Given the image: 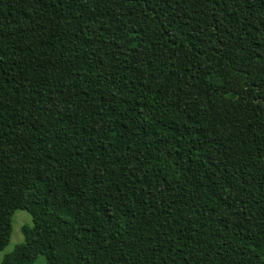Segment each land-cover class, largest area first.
I'll return each instance as SVG.
<instances>
[{
    "label": "trees",
    "instance_id": "trees-1",
    "mask_svg": "<svg viewBox=\"0 0 264 264\" xmlns=\"http://www.w3.org/2000/svg\"><path fill=\"white\" fill-rule=\"evenodd\" d=\"M1 264H264V0H0Z\"/></svg>",
    "mask_w": 264,
    "mask_h": 264
},
{
    "label": "rangeland",
    "instance_id": "rangeland-1",
    "mask_svg": "<svg viewBox=\"0 0 264 264\" xmlns=\"http://www.w3.org/2000/svg\"><path fill=\"white\" fill-rule=\"evenodd\" d=\"M11 236L8 245L0 251V264L3 257L10 253L13 248L23 243L27 237H30L34 233V229L31 223L30 215L25 210H16L11 219ZM33 264H45V259L42 255L36 256Z\"/></svg>",
    "mask_w": 264,
    "mask_h": 264
}]
</instances>
